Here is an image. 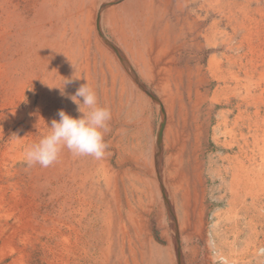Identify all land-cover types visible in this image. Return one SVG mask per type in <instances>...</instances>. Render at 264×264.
Masks as SVG:
<instances>
[{"label":"bare ground","instance_id":"obj_1","mask_svg":"<svg viewBox=\"0 0 264 264\" xmlns=\"http://www.w3.org/2000/svg\"><path fill=\"white\" fill-rule=\"evenodd\" d=\"M115 2H5L8 15L0 24V111H10L0 114V129L8 123L0 132V141L7 140L0 149V208L9 206L10 217L19 210L17 217L22 221V231H18L22 244L8 236L6 250L18 254V264H32L35 252L41 260L42 255L47 257L45 264H183V257L188 264H250V257L261 258L264 248V221L257 229L259 219L264 220V175L260 164L252 161L254 154H246V160L237 157L210 176L205 171L202 137L212 107L203 111L204 120L201 112L207 71L218 69L217 81L232 80L233 88H247L239 75L246 70L247 44L254 28L261 32L264 45V27L257 29L264 22L253 17L258 11L263 14V8L249 6L248 0H207L209 12L218 14L229 29L216 36L217 31L211 35L203 32L205 17L190 7L198 0ZM204 46L222 50L220 58L207 60V68L200 64ZM67 78L72 82L65 85V95L59 88L49 87H63ZM84 83L112 113L104 158H76L64 149L47 168L27 163L12 168V162L25 159L26 149L49 131L51 121L59 119V110L79 115L68 97ZM257 101H252L253 126H239L240 151L248 146L249 135L259 146L264 119ZM154 119L159 121L157 133L150 126ZM244 119L242 116L241 123L245 125ZM223 135L231 137V129H225ZM232 143L224 139L223 145L232 149ZM27 170L41 176L42 183L6 184L7 174L18 176ZM216 176L218 189L223 190L220 198L231 205L233 216L231 220L221 218L209 235L206 184ZM47 186L53 190L47 191ZM7 187L12 190L8 192ZM248 198L251 202L246 205ZM240 219L247 229L244 245L251 249L249 259L225 239L229 232L235 241L241 237ZM99 220L101 246L94 254L96 235L87 221L95 226ZM152 223L159 231L155 241ZM203 240L208 250L204 261L200 258ZM34 241L39 245L32 246ZM212 248L214 257L209 254Z\"/></svg>","mask_w":264,"mask_h":264},{"label":"rangeland","instance_id":"obj_2","mask_svg":"<svg viewBox=\"0 0 264 264\" xmlns=\"http://www.w3.org/2000/svg\"><path fill=\"white\" fill-rule=\"evenodd\" d=\"M99 0H97L98 2ZM107 1V0H106ZM108 1H114V0H108ZM117 2L116 3H120V2H123L125 0H115ZM250 2H247V4L250 6L252 5L253 7H258L259 8H263V12H264V0H260L259 3H261L260 5L257 4L256 5V1L255 0H248ZM5 2L6 0H0V21L1 19L3 18L4 20V17L7 19V15H8V11H7V8L5 6ZM201 3V5H200ZM207 0H198V2L196 4H191L190 7H192L196 13H198V15H200L201 17H205V20L203 22V25L201 26L203 32L206 31L207 33H209L210 35L215 33L216 31V36L219 35V32L220 31H228L229 29L227 27H225V25H223L221 22H220V17L218 14L215 13L214 15V12L208 10V6H207ZM206 4V5H205ZM196 5V6H195ZM197 7V8H196ZM202 7V8H201ZM252 7V8H253ZM6 10V11H5ZM6 13H5V12ZM204 11V12H203ZM2 12V13H1ZM16 12L12 13L11 14V19H14V17L16 16L15 15ZM250 13H253V11H250ZM5 14V15H4ZM202 14V15H201ZM209 14V15H208ZM260 14H261V17H260ZM253 17H257L258 20H261L262 23L264 22V13L262 14L258 13H253ZM219 17V18H218ZM260 17V18H258ZM208 19H209V22H208ZM216 19V20H215ZM1 21L0 24L2 25L4 21ZM213 22V23H212ZM210 23V24H209ZM209 25V26H208ZM214 25V27H213ZM217 27V28H216ZM221 27V28H220ZM261 27H264V23L263 25L262 24H259V27L257 29H259V31L263 30V28L261 29ZM205 28V29H204ZM215 31H214V30ZM256 28H254L252 31L253 33L251 34L250 36V39H249V42L247 44V47H248V52H247V58H246V70H245V73H240V77L242 80H243V84L247 86L246 87H242L240 88L239 90V87H237L236 89L233 88L235 86V83L234 81L232 80H229L227 83H223L222 81H217L215 79L216 75L218 74V69H213V71L211 72L210 71H207L206 72V80L207 82L205 83V100L202 104V112H201V119L204 120L205 118H207L206 116V113L203 114V111H208L209 108H211L209 110V120L205 119V121L207 122V130H205L204 132V135L202 137V141L204 142V154H203V161L205 162V171L207 173L211 175L213 174H216L217 171H221L224 169V167L228 166V161H235V159L237 157L239 158H242L244 159L245 158V155L247 154V157H251V155L254 154V163H258L260 164V168L263 172V175H264V131L262 132H258V136H259V146L260 149L258 151V147L254 145L253 143V140L252 138L250 137V135L248 136L247 138V142H248V146H246V144L244 145V148L242 151H240V149L238 148L237 146V142H241V138H240V135H239V130L240 128H243L244 129V126L246 127V125H250L251 127L253 126V122L255 120V107L253 105L254 102L252 101H259V112H260V115L261 117H263L264 119V75L262 76L261 73H263L264 71V66H263V56H264V45H263V36L261 34V32L259 33H256L255 31ZM214 31V32H213ZM261 34V35H260ZM254 37V38H253ZM252 41V42H251ZM258 42V43H257ZM261 42V43H260ZM260 43V44H259ZM254 44V45H253ZM256 44V45H255ZM258 45V46H257ZM251 46V47H250ZM252 48V49H251ZM203 49V48H202ZM209 49V50H208ZM250 50V52H249ZM221 49L220 48H217L216 50H213V49H210L209 47L207 46H204V49L202 50V53H201V65L205 68H207V64H208V61L211 57H215V58H220V53H221ZM252 51V52H251ZM220 52V53H219ZM216 53V54H215ZM250 53V54H249ZM260 53V54H259ZM218 54V55H217ZM255 55V57H254ZM259 55L260 57L257 58V64L255 63V60H256V56ZM262 55V56H261ZM207 56V57H206ZM209 56V57H208ZM204 58V59H203ZM255 58V59H254ZM260 58V59H259ZM208 60V61H207ZM254 63H253V62ZM261 62V64H260ZM249 63V64H248ZM249 66V67H248ZM254 66V67H253ZM248 67V68H247ZM257 67V68H256ZM221 69H225V64L224 65H220V70ZM233 69V68H232ZM248 69V71H247ZM253 69V70H252ZM256 71H255V70ZM208 70V69H207ZM215 70H217L215 72ZM236 70V69H234ZM222 71V70H221ZM259 71V72H258ZM262 71V72H261ZM255 72V73H254ZM261 72V73H260ZM246 73L248 75H246ZM258 73V74H257ZM215 76H214V75ZM245 74V75H244ZM261 76H260V75ZM211 75V76H210ZM243 77V78H242ZM247 77V78H246ZM254 78L256 80H254ZM263 79V80H262ZM252 81V84L251 81ZM248 81V83L246 82ZM254 81L256 83H254ZM261 81V82H260ZM218 82V83H217ZM245 82V83H244ZM215 83V84H214ZM211 84V86H210ZM226 84V85H225ZM250 84V85H249ZM217 85V86H216ZM234 85V86H233ZM253 85V86H252ZM258 85V86H257ZM248 86L250 88H248ZM211 87V88H210ZM222 89H221V88ZM219 88V89H218ZM254 88V89H253ZM210 89V90H209ZM244 91H243V90ZM248 89V90H247ZM258 89V91H257ZM222 90V91H220ZM223 91L224 94H223ZM229 91V92H228ZM261 91V92H260ZM212 92V93H211ZM259 92V93H258ZM219 93V94H218ZM245 93V94H244ZM261 93V94H260ZM229 94V95H228ZM232 94V95H231ZM234 94V95H233ZM244 94V95H243ZM256 96H255V95ZM208 95V96H207ZM223 95V96H222ZM249 95V96H248ZM217 96V97H216ZM235 96V97H234ZM239 96H243V97H246L244 98L243 101L241 100H238V97ZM209 97V98H208ZM213 98H217L216 100H212ZM251 98V99H250ZM232 99V100H231ZM250 99V100H249ZM212 100V101H211ZM231 101L229 102V104L227 103V101ZM241 101V102H240ZM257 101V102H258ZM243 103H246V104H243ZM235 105V106H234ZM249 105V106H248ZM263 105V106H262ZM227 106V107H226ZM216 107V108H215ZM207 109V110H206ZM214 109V110H213ZM261 109V110H260ZM228 110V111H227ZM10 111V109H5V110H2L0 111V114H7L8 112ZM227 111V113H226ZM233 111V112H232ZM247 111V112H246ZM254 111V112H253ZM215 112V113H214ZM263 112V113H262ZM223 113V114H222ZM234 113V114H233ZM239 113V115H238ZM251 113V114H250ZM223 115V117H222ZM225 116V117H224ZM244 116V122H245V125L241 123V117ZM213 118V119H212ZM225 118V119H223ZM235 118V119H234ZM240 118V119H239ZM248 118V119H247ZM250 118V119H249ZM231 119V120H230ZM237 120V121H236ZM224 121H226L224 123ZM231 121V122H230ZM234 121V124H232ZM158 119L157 120H153L151 123H150V126H152L154 128V132L157 133L158 131H160V127L158 126L159 123H158ZM236 122V124H235ZM247 122V123H246ZM249 122V123H248ZM252 122V123H251ZM239 123V124H238ZM224 125V126H223ZM238 125V126H237ZM8 126V123H6V125L4 126H1L2 127V130L0 132H2L3 130H6ZM240 126V128H239ZM5 127V128H4ZM159 127V128H158ZM150 128V127H149ZM264 128V126H263ZM225 129H231V132H232V136L231 137H225L224 134V130ZM233 129V130H232ZM235 129V130H234ZM150 130V129H149ZM148 130V131H149ZM223 130V131H222ZM262 130V129H260ZM244 133H245V130H243ZM214 132V133H213ZM219 132V133H218ZM235 133V134H234ZM248 135V134H247ZM250 138V139H249ZM224 139L225 140H231V142H234L232 143V149H228V147L224 146L223 145V142H224ZM4 142V143H3ZM7 140L6 139H3L2 141H0V149H4V145L6 144ZM250 142V143H249ZM216 143V144H215ZM3 144V145H2ZM261 144V145H260ZM222 146V147H221ZM221 147V148H220ZM257 150H256V149ZM236 149V150H235ZM222 150V151H221ZM235 150V151H234ZM252 151V153H251ZM232 152V153H231ZM250 152V153H249ZM210 153V155H209ZM212 153V154H211ZM258 153V154H257ZM261 153V155H260ZM228 154V155H227ZM232 154V155H231ZM12 155V154H10ZM209 155V157L207 156ZM219 155V156H218ZM224 155V156H223ZM227 157H226V156ZM236 155V156H235ZM238 155V156H237ZM249 155V156H248ZM257 155V156H256ZM21 156V155H20ZM9 157V156H8ZM209 159H208V158ZM216 157V158H215ZM222 157V158H220ZM211 158V159H210ZM216 160H215V159ZM224 158V159H223ZM230 158V160H229ZM227 160V161H226ZM246 160V159H244ZM9 161V160H8ZM213 161V162H212ZM220 161V162H219ZM260 161V162H259ZM209 162V163H208ZM222 162V163H221ZM12 168H16V169H20V166H26V162H25V159L24 158H20L18 160H16L15 162H12ZM210 168V169H208ZM218 168V169H217ZM215 169V170H214ZM210 170V171H209ZM7 171V169H6ZM215 171V172H214ZM205 172V173H206ZM213 173V174H212ZM8 175V176H7ZM5 177V180H6V184L8 183H13L14 181H18L17 184L20 185V187H23L24 183L25 184H28L30 182H33L35 181V183L37 185H40L42 183V180H40V178H42L41 176H38L37 177V174H32L31 175V172L30 170L26 171L25 173H21L20 175H15V176H9V174H7ZM15 177V178H14ZM25 179V180H24ZM210 179V178H209ZM215 181L212 182V181H208L207 184H206V189H207V203H209V206L207 208V217H206V220H207V228L209 229V232L208 234L210 235V232H211V229L214 228L216 225H218L221 220V218L224 219V217H228V219L231 220L230 217L233 216V214H231L232 212H230L229 210V207L231 205H225V198H220L221 195L223 194V190L219 191L218 189V176L214 177ZM213 179V180H214ZM217 179V180H216ZM211 180V179H210ZM29 181V182H28ZM212 182V183H211ZM22 184V185H21ZM212 184V185H211ZM210 188V189H209ZM212 188V189H211ZM8 189V192H10L12 190V188L10 187H7ZM41 189H43V187H41ZM44 189H45V186H44ZM47 191L48 190H53L51 187L47 186L46 187ZM211 190V192H210ZM220 195V196H219ZM210 196V198H209ZM219 196V197H218ZM261 197H264V186L262 188V192H261ZM211 198H214V199H211ZM250 198L247 199V202H246V205L250 204L251 201ZM264 199L261 198V202H263ZM212 202V203H211ZM217 204V205H216ZM211 207V208H210ZM2 208V209H1ZM0 208V251L1 249L4 251L3 253H5V257L1 256L3 255L2 252L0 253V264H18L17 263V259H18V254L16 253H12L11 254V251L9 252L7 249V247H9V245L7 246V242H6V239L7 237H14L12 240L14 242H17L18 245H21V240L19 239L22 235H19L18 234V231H22L20 230V225L22 224V221L20 220V217H17L19 215V210L17 212H14L11 217L9 216L10 215V211H11V208L9 206H4V207H1ZM218 210V211H217ZM227 210V211H226ZM224 215V216H223ZM241 214H239L238 216H240ZM217 216H220L219 218H217ZM3 218V219H2ZM9 218V219H8ZM19 218V219H18ZM240 218L242 219L243 216H240ZM7 219V220H6ZM227 219V220H228ZM240 219V226L241 228V232H240V235L241 237L238 238L236 241L233 239V236H232V233L233 232H229L231 234H228L226 235V238H228V242H231L232 243V246H233V242H234V248L237 250V253L239 254H242L241 256H247L246 258L249 259L250 257V251L251 249H249L248 247L246 248V246L244 245V241H245V236L247 233V229H246V225L244 223H242V220ZM21 221V222H20ZM216 221V222H215ZM229 221V220H228ZM261 221L263 222L264 220H261V218L259 219L258 221V228L257 229H260V224H261ZM244 222V220H243ZM88 223V228H91L92 227V230H90V232H92V234L96 237H94V245L92 247V249L94 250V254L96 252H98L100 250V246H101V241L99 238H101V220H99V222H97L95 224V226H92L91 222ZM214 223V224H212ZM242 223V224H241ZM20 224V225H19ZM98 225V226H97ZM153 225V226H152ZM151 228H152V232H153V239L155 241V238L157 239L158 238V235H159V231L155 228L154 226V223L151 224ZM13 230V231H12ZM245 230V231H244ZM158 231V233H157ZM13 235V236H12ZM228 236V237H227ZM244 236V237H243ZM5 237V238H4ZM8 237V238H9ZM243 237V238H242ZM232 238V239H231ZM99 239V240H98ZM231 239V240H230ZM259 239H261V237H259ZM239 240V241H238ZM241 240V241H240ZM2 241V242H1ZM181 240H179V245H180V248L182 249L183 245H182V241L180 242ZM204 241V242H203ZM201 242V249H202V246H203V249L201 250V256L200 258L204 261L205 257L207 256V253H208V250H207V244L205 242V240H203ZM241 242V243H240ZM34 243L36 245H32V246H38L39 244L37 242L34 241ZM240 244V245H239ZM257 244V243H256ZM30 247H32L31 245H29ZM5 247V248H4ZM238 248V249H237ZM5 249V250H4ZM91 249V250H92ZM214 249L212 248L211 250V253H209L210 255H212V257H214V254H215V251H213ZM243 250V251H242ZM213 253V254H212ZM205 254V255H204ZM262 254L261 258H254V256H251L250 257V264H260V263H263L264 264V248L260 251V255ZM39 253L35 252L33 257H32V260H34L32 262V264H45L47 263L46 259L47 257L46 256H43L42 255V260L39 258ZM13 258V259H12ZM5 259V260H4ZM37 259V260H36ZM44 259V260H43ZM256 259V260H255ZM48 260V259H47ZM214 260H216L214 258ZM43 261V262H42ZM45 261V262H44ZM183 264H186L187 261L185 259V257H183ZM220 260L216 261V262H219ZM24 262V261H23ZM35 262V263H34ZM170 264V263H169ZM188 264V263H187ZM194 264H201V263H194ZM218 264V263H217Z\"/></svg>","mask_w":264,"mask_h":264},{"label":"clouds","instance_id":"obj_3","mask_svg":"<svg viewBox=\"0 0 264 264\" xmlns=\"http://www.w3.org/2000/svg\"><path fill=\"white\" fill-rule=\"evenodd\" d=\"M71 82L67 78L63 87L47 85L59 88L61 95H65V85ZM68 98L77 105L79 115L73 116L63 109L58 111L59 119H53L50 126L47 124L49 131L26 149L25 161L29 166L38 164L47 168L58 161L64 149L76 158H104L109 147L105 135L111 131V110L98 103L96 92L87 83Z\"/></svg>","mask_w":264,"mask_h":264}]
</instances>
